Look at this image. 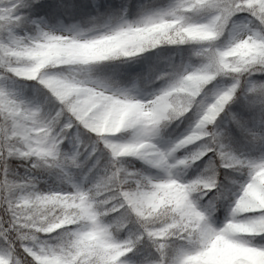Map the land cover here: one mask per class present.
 Listing matches in <instances>:
<instances>
[{
	"label": "clouds",
	"instance_id": "1",
	"mask_svg": "<svg viewBox=\"0 0 264 264\" xmlns=\"http://www.w3.org/2000/svg\"><path fill=\"white\" fill-rule=\"evenodd\" d=\"M86 2L89 16L63 22L96 37L91 47L21 39L0 55V226L15 217L14 264H175L181 252L205 264L225 242L260 264L264 171L261 191L245 182L264 156V13ZM212 188L226 198L197 216Z\"/></svg>",
	"mask_w": 264,
	"mask_h": 264
},
{
	"label": "snow or ice",
	"instance_id": "2",
	"mask_svg": "<svg viewBox=\"0 0 264 264\" xmlns=\"http://www.w3.org/2000/svg\"><path fill=\"white\" fill-rule=\"evenodd\" d=\"M205 6L215 11L225 21L230 18L240 20L244 16L257 20L259 14L264 13V0H208ZM116 7V3H111L102 8L111 10ZM91 12L92 9L86 0H43L40 3L35 0H0V55H3L4 51L12 46L19 44L21 39L30 42L31 47L37 48L91 47L97 42L96 37L86 36L84 29L77 23L63 22L65 18L73 21L83 19ZM257 22L259 21L257 20ZM232 27L235 29L240 25L233 24ZM254 39L264 40V37L257 35L254 36ZM107 70L117 71L113 68ZM256 102L264 103V99ZM233 123L253 138H262L254 128H247L235 117H233ZM233 132L235 134V129ZM220 135V133H213L215 138H219ZM221 154H224L223 145H221ZM247 165L249 179L245 183L252 185L259 192L261 191L259 173L264 171V156L250 159ZM8 175L7 169L0 166V181L7 183ZM231 191L234 195H239L234 189ZM223 193L222 189H206L201 193L202 203L196 205L193 211L197 216L203 213L210 219L216 211L217 203L226 198ZM229 211H231L230 208ZM14 220L15 217H11L8 224L0 226V261L3 264H14L13 257L17 245L9 235L10 229L5 231L9 225H13ZM252 251L256 252V249ZM186 255L187 253L184 252L178 253L175 264H182ZM203 255L205 264H246V262L255 264L256 261V256L239 251L227 242L223 248L215 246L208 248ZM257 255H264V249H259ZM260 264H264V261H261Z\"/></svg>",
	"mask_w": 264,
	"mask_h": 264
},
{
	"label": "trees",
	"instance_id": "3",
	"mask_svg": "<svg viewBox=\"0 0 264 264\" xmlns=\"http://www.w3.org/2000/svg\"><path fill=\"white\" fill-rule=\"evenodd\" d=\"M111 3H116V0H101V7Z\"/></svg>",
	"mask_w": 264,
	"mask_h": 264
}]
</instances>
